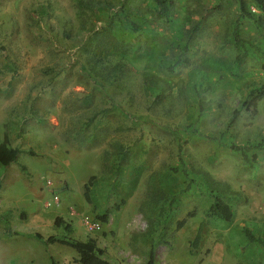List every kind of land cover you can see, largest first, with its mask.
<instances>
[{
	"label": "rangeland",
	"instance_id": "obj_1",
	"mask_svg": "<svg viewBox=\"0 0 264 264\" xmlns=\"http://www.w3.org/2000/svg\"><path fill=\"white\" fill-rule=\"evenodd\" d=\"M167 2L162 18L153 0H0V106L14 102L19 138L0 165V264H80L51 235L93 237L110 264H146L151 247L152 264H264L242 232L264 229V149L245 161L230 147L264 143V98L242 104L264 83V34L242 19L238 64L237 0ZM98 45L125 63L115 82L113 67L90 69ZM215 194L230 221L207 216Z\"/></svg>",
	"mask_w": 264,
	"mask_h": 264
},
{
	"label": "trees",
	"instance_id": "obj_2",
	"mask_svg": "<svg viewBox=\"0 0 264 264\" xmlns=\"http://www.w3.org/2000/svg\"><path fill=\"white\" fill-rule=\"evenodd\" d=\"M155 7V14L158 17L167 18L168 11V2L167 0H153ZM238 5V16L234 21L231 28V36L235 46L238 48L240 53L236 57V62L238 64L242 63L244 58L247 55L245 47V39L241 35V21L242 19H249L252 21L254 26L264 34V0H237ZM251 6L253 8H251ZM198 24H196L192 32L196 31ZM109 30V26L105 27L104 32ZM101 47L94 48L92 59L93 62L90 64V69L96 72H99L103 68L113 67L115 69L114 75L112 77V82L117 81L120 78V73L124 70L125 63L122 59L114 58V56H108V53H104ZM264 70V63L262 65ZM162 96L157 95L155 100H161ZM264 98V83L260 86L254 87L247 94L246 99L242 104L248 108L251 105H254L259 99ZM237 111H234L232 117L229 120V125L235 121ZM232 149L239 151L241 158L243 160H248L247 150L250 148L264 149V143L258 142L253 145L248 146H239L231 145ZM19 150L17 148H12L7 146V137H4V141L0 144V162L4 165L9 164L17 160ZM252 159H255V154L252 153ZM94 175H91L88 180L83 185V196L86 201L91 202L90 197V188L92 186V181ZM207 216L215 217L216 219L230 221L233 217V209L231 205L226 202L220 195H213V199L208 206ZM187 216H192V213H188ZM96 217L101 222H107L108 214L107 212L96 215ZM186 222V217L181 218L176 221V228L180 229ZM56 226H63L65 231L70 233L72 231L71 224L64 221L61 217L57 216L54 220ZM242 232L249 243L257 242L264 245V229L261 232L260 236H256L254 232L247 226L242 228ZM40 236V235H39ZM201 240V225L198 226L196 233L190 243L191 248L196 249L199 246ZM47 242H59L65 245H68L76 250L78 256L74 258L75 262L80 264H110L109 260L105 256V250L103 247L98 245V242L95 238L90 237L85 241H81L71 237H61L57 238L53 235L46 238ZM154 258L153 247L150 248L149 260L146 264H152ZM54 264V263H53Z\"/></svg>",
	"mask_w": 264,
	"mask_h": 264
},
{
	"label": "crops",
	"instance_id": "obj_3",
	"mask_svg": "<svg viewBox=\"0 0 264 264\" xmlns=\"http://www.w3.org/2000/svg\"><path fill=\"white\" fill-rule=\"evenodd\" d=\"M11 105V109L13 108V105H14V102L13 103H11V101H7V100H3L2 99V101H1V106L0 107H2L3 108V110H4V112H5V114H4V116H2V117H0V123H1V125H2V123L4 124L5 123V134H4V136L2 137V140H1V138H0V144L4 141V137L6 136L7 137V146H9V147H12V148H16L13 144H16L17 143V141L19 140V138H18V140H13V138H16V132L14 131L15 129H12V130H9V127L8 126H6V120H7V118H8V116L6 115V113H8V111H6V109L8 108V106H10ZM13 110V109H12ZM10 112H11V110H10ZM4 117V118H3ZM18 149V148H17ZM10 163H12V162H10ZM9 163V164H10ZM9 164H7V165H9ZM0 165H2V166H7V165H4V164H2L1 162H0ZM84 185V184H83ZM92 187V186H91ZM0 188H1V186H0ZM90 191H91V188H90ZM0 195H2L1 193H0ZM3 199V198H2ZM3 201V200H2ZM1 201V202H2ZM73 213H75L74 211L73 212H71V214H73ZM60 217V216H59ZM62 226V225H61ZM61 238V237H60ZM77 253V252H76ZM77 256H78V254H77ZM75 258H77V257H75Z\"/></svg>",
	"mask_w": 264,
	"mask_h": 264
},
{
	"label": "built area",
	"instance_id": "obj_4",
	"mask_svg": "<svg viewBox=\"0 0 264 264\" xmlns=\"http://www.w3.org/2000/svg\"><path fill=\"white\" fill-rule=\"evenodd\" d=\"M46 182H47L48 185L51 184L50 180H47ZM58 202H59V198H58V196L56 194H54L53 197H52V200H48V201L45 202V206H49L51 204H58ZM95 227L99 228V225L97 224V225H95Z\"/></svg>",
	"mask_w": 264,
	"mask_h": 264
}]
</instances>
